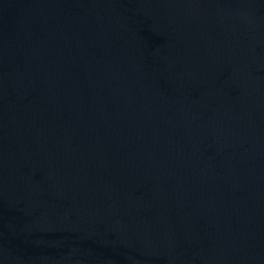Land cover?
I'll return each instance as SVG.
<instances>
[{
    "label": "water",
    "instance_id": "1",
    "mask_svg": "<svg viewBox=\"0 0 264 264\" xmlns=\"http://www.w3.org/2000/svg\"><path fill=\"white\" fill-rule=\"evenodd\" d=\"M0 264H264V0H0Z\"/></svg>",
    "mask_w": 264,
    "mask_h": 264
}]
</instances>
